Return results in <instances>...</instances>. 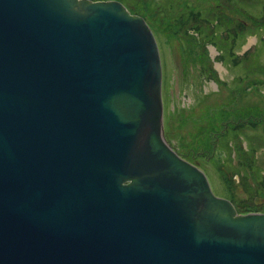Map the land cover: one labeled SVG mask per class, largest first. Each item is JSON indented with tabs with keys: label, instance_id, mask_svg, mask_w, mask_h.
Here are the masks:
<instances>
[{
	"label": "water",
	"instance_id": "obj_1",
	"mask_svg": "<svg viewBox=\"0 0 264 264\" xmlns=\"http://www.w3.org/2000/svg\"><path fill=\"white\" fill-rule=\"evenodd\" d=\"M163 66L119 1L0 0V264H264L166 139Z\"/></svg>",
	"mask_w": 264,
	"mask_h": 264
},
{
	"label": "rangeland",
	"instance_id": "obj_2",
	"mask_svg": "<svg viewBox=\"0 0 264 264\" xmlns=\"http://www.w3.org/2000/svg\"><path fill=\"white\" fill-rule=\"evenodd\" d=\"M115 1L159 44L168 143L217 197L264 214V0Z\"/></svg>",
	"mask_w": 264,
	"mask_h": 264
},
{
	"label": "trees",
	"instance_id": "obj_3",
	"mask_svg": "<svg viewBox=\"0 0 264 264\" xmlns=\"http://www.w3.org/2000/svg\"><path fill=\"white\" fill-rule=\"evenodd\" d=\"M223 138V137H222ZM233 202V201H232ZM234 203V202H233ZM234 205H235V203H234ZM236 206V205H235Z\"/></svg>",
	"mask_w": 264,
	"mask_h": 264
}]
</instances>
